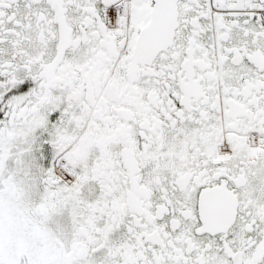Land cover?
<instances>
[{"label": "snow or ice", "instance_id": "snow-or-ice-1", "mask_svg": "<svg viewBox=\"0 0 264 264\" xmlns=\"http://www.w3.org/2000/svg\"><path fill=\"white\" fill-rule=\"evenodd\" d=\"M0 264H264V0H0Z\"/></svg>", "mask_w": 264, "mask_h": 264}]
</instances>
